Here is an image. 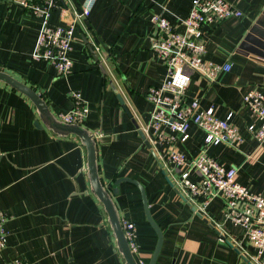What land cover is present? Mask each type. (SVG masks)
I'll return each instance as SVG.
<instances>
[{
	"label": "crops",
	"instance_id": "0c3cea01",
	"mask_svg": "<svg viewBox=\"0 0 264 264\" xmlns=\"http://www.w3.org/2000/svg\"><path fill=\"white\" fill-rule=\"evenodd\" d=\"M83 1L60 0L76 9ZM191 1L95 0L86 29L75 32L73 65L63 77L49 62L31 59L40 18L19 0H0V71L36 91L55 116L71 109L70 91L81 94L89 107L81 126L94 135L104 186L111 191L116 179L127 178L144 188L163 234L157 264H248L239 249L247 246L246 240L224 217L223 200L213 199L207 216H198L167 181L140 133L152 110L147 90L158 87L165 76L162 61L152 52L151 15L161 14L182 32L180 21ZM227 1L242 15L203 27L204 58L231 68L212 82L191 74L186 95L204 109L211 107L219 118L233 113L242 142L209 146L206 153L234 167L236 181L264 197V142L257 143L247 132L253 120L242 101L252 89L264 95V0ZM70 18L69 11L60 16L57 9L51 24ZM94 46L110 77L104 75ZM37 119L29 99L0 82V210L7 216L0 264L13 259L23 264H124L103 207L89 191L85 148L73 135L60 137L40 121L36 127ZM188 132L186 142L170 149L193 158L205 149L204 135L195 126ZM112 199L120 220L135 224L137 264H147L157 237L145 219L139 189L121 182Z\"/></svg>",
	"mask_w": 264,
	"mask_h": 264
},
{
	"label": "built area",
	"instance_id": "2783aa9c",
	"mask_svg": "<svg viewBox=\"0 0 264 264\" xmlns=\"http://www.w3.org/2000/svg\"><path fill=\"white\" fill-rule=\"evenodd\" d=\"M95 0H84L79 9L60 0H19L40 18L31 59L49 62L58 76H67L72 68V44L77 29H86V21ZM141 1V0H140ZM61 16L69 11L70 20L65 24H51L55 10ZM242 13L227 0H192L189 12L180 21L183 31H178L159 13L151 15L153 29L152 52L165 67V76L158 87H150L145 99L152 106L150 119L141 127L160 168L177 193L202 217L213 199L223 200L224 217L241 230L247 246L238 251L251 264H264V197L250 191L236 181V169L225 166L206 153V147L225 144L230 147L242 142L233 122V113L224 118L215 115L210 107L204 109L196 98L186 95L193 73L208 80L228 72L230 63L223 65L206 60L203 27L238 18ZM97 61L108 76L105 58L99 47L94 46ZM110 79V78H109ZM71 109L59 113L62 123L81 125L89 114V107L78 91H70ZM243 104L248 108L252 123L246 130L257 143L264 142V95L257 89L247 91ZM195 126L203 132L205 149L193 158H187L172 145L184 143L189 138V128ZM6 214L0 210V252L7 244ZM128 247L137 252L136 227L128 220H120ZM225 240L224 236H220ZM6 264H23L13 259ZM141 264V263H140Z\"/></svg>",
	"mask_w": 264,
	"mask_h": 264
},
{
	"label": "water",
	"instance_id": "95a60500",
	"mask_svg": "<svg viewBox=\"0 0 264 264\" xmlns=\"http://www.w3.org/2000/svg\"><path fill=\"white\" fill-rule=\"evenodd\" d=\"M0 82L5 83L12 89L23 94L34 105L38 117V119L35 121L34 124L36 127L40 126L39 125V121H40L45 128H47L48 130L52 131L54 134L60 137H68L70 135H73L85 148V152H86L85 168H86V176L89 183V191L97 199V201L101 203L103 207V210L106 214L107 222L109 224V227L112 232V236L116 244V248L120 253V255L122 256L124 260V264H137V261L128 247L121 226L120 216L113 202L112 195L118 193V185L121 182L131 183L139 189L142 205H143V211L145 214V219L147 223L151 226V228L154 230L157 237L154 250L147 264H157L156 263L157 258L159 256L163 242V234L160 227L155 223V221L151 216L145 191L142 185L137 181H133L127 178H121V179H116L113 182L110 191L108 188L104 186L101 178L99 177L97 155H96L97 152L96 141L94 139V135L88 129L82 127L81 125L67 124L59 121L56 118V116L49 110V107L46 104V102L41 98V96L36 91H34L32 88L25 85L24 83L20 82L19 80L15 79L8 73L4 71H0ZM118 99L120 105L123 106L124 105L123 100L121 98ZM127 114L130 115L129 112H127ZM136 127L138 128L137 124ZM140 133L145 139L144 134L141 131ZM145 143L147 147L150 148V145L146 140ZM167 181L170 183L168 178ZM196 214L202 217V215L199 214L198 212Z\"/></svg>",
	"mask_w": 264,
	"mask_h": 264
}]
</instances>
